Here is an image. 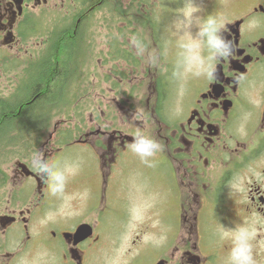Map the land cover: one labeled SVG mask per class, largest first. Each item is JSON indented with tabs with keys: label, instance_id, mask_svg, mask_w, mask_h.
Returning <instances> with one entry per match:
<instances>
[{
	"label": "flooded vegetation",
	"instance_id": "1",
	"mask_svg": "<svg viewBox=\"0 0 264 264\" xmlns=\"http://www.w3.org/2000/svg\"><path fill=\"white\" fill-rule=\"evenodd\" d=\"M161 8V0H0L1 54L32 55L21 51L31 39L32 49L45 56L59 33L83 44L76 67H57L68 76L49 106L63 99L66 110L39 152L61 165L79 164L62 150L83 146L104 179L103 198L132 201L133 186L121 181L144 173L152 183L147 197L177 199L180 206L169 223L151 226L155 234L126 227L127 217L107 233L89 217L95 188L84 191L74 175L63 199L50 196L32 165L36 151H24L10 173L2 172L0 264H228L231 240H222L220 231L239 224L256 229L254 255L264 264V0H205L202 17L220 14L230 21L224 35L235 54L217 64L213 81L190 76L179 100L173 99L175 63L161 55L157 40ZM39 28L44 35L34 41ZM144 35L156 51L145 60L124 46L142 43ZM94 44L104 45L103 57L94 65L81 62ZM79 74L92 77L86 93H79ZM144 90L145 98L139 95ZM66 124H77L75 141L67 142ZM137 131L161 145L153 167L128 150ZM66 200L69 210L59 212ZM77 203L81 208L73 209ZM48 212L54 220L41 224Z\"/></svg>",
	"mask_w": 264,
	"mask_h": 264
},
{
	"label": "rangeland",
	"instance_id": "2",
	"mask_svg": "<svg viewBox=\"0 0 264 264\" xmlns=\"http://www.w3.org/2000/svg\"><path fill=\"white\" fill-rule=\"evenodd\" d=\"M183 2L184 0H161L162 8L159 12L160 33L158 34L159 39L157 38V40L160 47V53L163 55V57L168 58L175 63L173 73L174 78L176 77L175 93L173 94L174 100H179L185 91L188 78L194 75V68L192 71H188L184 65L182 56L183 49L181 48V44L183 42L182 34L175 23L178 17H180L182 14ZM194 3L201 9L198 15L202 16L203 8L205 7V0H194ZM41 31V28L36 30V33H33L31 38L34 41H39V38L44 35L41 33ZM193 31H195V29H193ZM144 38L146 39H144L142 43H128V45L124 46L126 48L130 46L133 51L137 52L138 55H141V57H144L145 60V57H154V53L156 51H153V42H151L150 39L146 37V35H144ZM30 41L31 39H29L27 43L23 44L24 48L21 51L27 49L29 52H32V55L26 56L23 52H21L18 56H15L13 52H11L9 55H5L7 57H1L0 53V98L10 97L8 95L15 91V89L20 85L21 80L26 76L23 73V70L28 69L29 65L36 64L43 57L41 51L36 48L32 49L34 45H30ZM117 46V48L123 47V45ZM88 47L89 49H87L88 52L86 53L87 57L83 58L84 60L81 62L88 61L94 65L97 62V58H101L103 57V54H105V48L103 44H94ZM164 71L165 70H163V72ZM75 81H78V90L80 91L79 93L82 94L81 91L83 88L85 89L83 92L86 93L87 87L85 85L92 81V77L90 75L79 74L76 76ZM122 88L126 89V87ZM126 94L129 97L132 93L127 91ZM146 94L147 90H144L143 94L142 92L139 93V95H141L143 98L146 97ZM92 95L93 93H91V97ZM54 101H56L53 106L54 110L52 111V116L54 119L50 121V126L47 127L45 130L46 132L43 133L42 138L38 143H36V145H34L35 143L33 142V137H31L30 141V137L28 136V138H22L20 141L15 140L18 142H15L12 146L8 145V147L5 146L1 148L0 151L2 153L0 154V168L2 169V172L7 171L10 173L14 168L15 160L13 159L22 155L24 151L37 152L41 150L40 144L43 143L47 139V136H49V134L53 131L54 126L56 125L54 122L61 118V115L63 114L61 113L63 112L62 109L64 111L66 110V105L64 104L63 99H57ZM86 115H84V117ZM76 125L77 124H66L63 126L66 137L68 138L67 142L75 141L80 136L77 132H75V130H73ZM32 136H34V134H32ZM56 142L58 147L64 146V143H59V140H56L55 143ZM62 151H68L67 153L71 156L74 155L81 159L79 164H77L78 162L73 163L72 161L71 163H68L67 161L64 162L70 166L78 165V171L74 176V181L80 186L81 189H84V191L87 192L90 189H96L97 192H95V190L93 191V201L90 203V206L93 208V212L89 214V217L98 222V226L101 229L108 230L107 233H115L121 227H123L125 224V217L130 218L126 227L134 229L135 227L145 226L152 232L154 229H156V227L151 226L155 225L160 228L162 225L170 222V220H168L169 215L173 216L178 212L180 206L178 205L177 199L173 200L172 203H168L167 200L161 199V196L156 198L155 194H151V197H147V187L148 185L152 186V183H146L144 173L133 174L128 177L127 180L121 181V184H131L133 186L132 201L130 199L128 202L123 203L119 200L103 198L102 196L105 194V191L103 190L104 179L102 176H99V178L97 177V172L93 169L92 162L90 161L89 157L83 156L82 151H86V149L80 145H70L68 147H64ZM68 159H70V157ZM153 190L154 193L161 195L160 188L154 187ZM106 192L109 193V189H107ZM95 193L97 194L94 197ZM80 198V201H82L83 198ZM79 203L75 205L73 204V209L78 210V207L81 208L82 204ZM67 207L68 204L66 200L64 206L59 212L66 213L67 210H69ZM146 223L149 227L146 226ZM152 233L155 234L154 232ZM151 238L152 236L149 235L148 237H145L144 240L147 241ZM154 238H156L155 235Z\"/></svg>",
	"mask_w": 264,
	"mask_h": 264
},
{
	"label": "clouds",
	"instance_id": "3",
	"mask_svg": "<svg viewBox=\"0 0 264 264\" xmlns=\"http://www.w3.org/2000/svg\"><path fill=\"white\" fill-rule=\"evenodd\" d=\"M200 11L194 0H184L182 14L175 23L182 34L181 48L186 69L192 71L194 68V75L213 81L216 79L217 64L232 57L235 54V46L234 42L224 35L230 22L228 18L220 14L202 17L198 15ZM251 26H255L254 18ZM128 150L138 157L142 164L153 167L161 145L156 139L137 131L128 145ZM32 165L49 195L61 199L65 196L70 176H74L78 171V165H61L45 158L43 152L39 151L32 154ZM53 220L54 213L48 212L41 224ZM220 238L231 240L228 264H257L253 245L256 239L254 227L247 224L232 228L222 226ZM160 240H166V237H161Z\"/></svg>",
	"mask_w": 264,
	"mask_h": 264
},
{
	"label": "trees",
	"instance_id": "4",
	"mask_svg": "<svg viewBox=\"0 0 264 264\" xmlns=\"http://www.w3.org/2000/svg\"><path fill=\"white\" fill-rule=\"evenodd\" d=\"M67 35L71 37V33L53 36L47 55L31 65L32 69L8 95L10 97L0 98V150L28 136L30 141L33 137L34 145L39 142V133L48 123V106L68 76V73H60L57 67H76L78 60L82 59L83 44L72 43ZM33 95L36 97L32 100ZM4 179L0 168V185Z\"/></svg>",
	"mask_w": 264,
	"mask_h": 264
},
{
	"label": "water",
	"instance_id": "5",
	"mask_svg": "<svg viewBox=\"0 0 264 264\" xmlns=\"http://www.w3.org/2000/svg\"><path fill=\"white\" fill-rule=\"evenodd\" d=\"M82 228H79V230H77L76 231V234L78 235V234H80V230H81Z\"/></svg>",
	"mask_w": 264,
	"mask_h": 264
}]
</instances>
